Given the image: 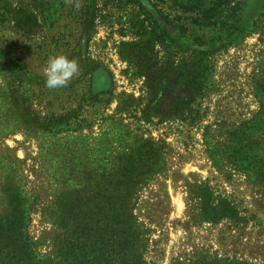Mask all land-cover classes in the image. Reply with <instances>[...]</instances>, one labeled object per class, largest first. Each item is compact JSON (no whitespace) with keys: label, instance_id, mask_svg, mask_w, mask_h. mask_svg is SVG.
Here are the masks:
<instances>
[{"label":"rangeland","instance_id":"1","mask_svg":"<svg viewBox=\"0 0 264 264\" xmlns=\"http://www.w3.org/2000/svg\"><path fill=\"white\" fill-rule=\"evenodd\" d=\"M24 6L36 8L34 31L10 19L12 10ZM99 9L105 17L99 15L91 27L85 24L84 0H0L5 17L0 23V184L10 175L27 196V232L38 253L54 250L56 232L47 216L58 191L78 188L88 178L94 184L153 137L162 146L163 168L138 191L134 209L147 229L146 260L174 264L201 253L264 264V195L240 174L227 178L218 171L204 135L205 126L212 125L211 135L220 139L259 109L255 80L264 75V0H242L240 29L234 33L193 29L180 38L185 58L196 57L195 48L210 54V88L182 113L189 99L181 91L179 68L172 65L159 94H152L162 101L152 123L142 112L151 98L145 78L132 76L118 53L119 42L130 39L119 31L128 6L101 0ZM168 29L176 33L170 24ZM196 33L205 44L193 43ZM174 50L180 49L173 47L177 60ZM58 53L74 59L80 71L67 86L49 89L43 69ZM142 157L143 152L134 162ZM204 181L230 198L245 222L223 215L232 214L227 207L212 211L216 221L204 220L196 195ZM94 193L98 199L102 195Z\"/></svg>","mask_w":264,"mask_h":264},{"label":"trees","instance_id":"2","mask_svg":"<svg viewBox=\"0 0 264 264\" xmlns=\"http://www.w3.org/2000/svg\"><path fill=\"white\" fill-rule=\"evenodd\" d=\"M100 1L84 0L87 26L94 27L99 15L101 19L105 17L99 12ZM113 1L128 6L121 16L124 20L119 31L130 39L119 42L118 53L128 63L132 76L145 78L151 91V98L142 110L144 120L152 123L159 113L161 98L154 101L152 94H159V86L172 65L178 66L181 91L189 99L182 113L188 111L196 99L209 91L212 60L206 50L196 48L192 50L196 53L194 60L185 58L179 40L193 29L222 35L238 31L242 0H148L160 18L143 0ZM35 9L24 6L12 10L10 19L26 31H34L39 25ZM4 19L0 12V23ZM169 24L175 34L168 29ZM198 35L193 43L205 44ZM176 46L180 51L174 50L177 54L174 60L172 51ZM255 93L259 109L251 117L230 128L220 139L218 134L211 135L212 125L205 126L204 135L208 137L207 150L218 171L227 178L240 174L257 193L264 195V75L255 80ZM143 141L127 161L104 170L101 180L93 184L88 178L78 188L58 191L47 216L56 232L54 250L44 255L38 253L36 242L27 232L29 200L14 187V178L5 176L0 184V200L5 204L0 210V264H150L144 257L147 229L141 226L134 209L138 191L163 168L159 160L163 150L153 137ZM141 152L144 157L134 162ZM94 192L102 194L101 197H94ZM196 195L204 220L216 221L219 216H213L212 211L219 213L227 207L232 214L223 212V215L238 223L245 222L246 217L240 215L236 204L216 193L208 181L197 187ZM80 204L86 205L83 210L78 208ZM194 257L189 262L177 260L174 264H250L201 253Z\"/></svg>","mask_w":264,"mask_h":264},{"label":"clouds","instance_id":"3","mask_svg":"<svg viewBox=\"0 0 264 264\" xmlns=\"http://www.w3.org/2000/svg\"><path fill=\"white\" fill-rule=\"evenodd\" d=\"M79 64L65 54L50 55L43 69L45 86L49 89L67 86L79 74Z\"/></svg>","mask_w":264,"mask_h":264}]
</instances>
